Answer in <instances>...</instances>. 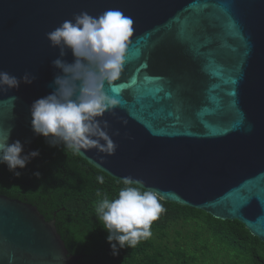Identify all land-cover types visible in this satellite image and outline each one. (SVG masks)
Listing matches in <instances>:
<instances>
[{
  "label": "water",
  "instance_id": "obj_1",
  "mask_svg": "<svg viewBox=\"0 0 264 264\" xmlns=\"http://www.w3.org/2000/svg\"><path fill=\"white\" fill-rule=\"evenodd\" d=\"M109 9L133 21L112 86H138L137 96L105 86L120 101L115 115H104L109 134L119 130L118 147L80 158L113 179H142L164 202L236 221L264 243V0H0V71L35 76L0 91V141L9 134L22 155L34 151L29 108L52 92L58 73V49L45 34L81 11ZM8 252L14 264L79 260L54 220L0 195V264Z\"/></svg>",
  "mask_w": 264,
  "mask_h": 264
},
{
  "label": "clouds",
  "instance_id": "obj_2",
  "mask_svg": "<svg viewBox=\"0 0 264 264\" xmlns=\"http://www.w3.org/2000/svg\"><path fill=\"white\" fill-rule=\"evenodd\" d=\"M132 24V19L117 9L97 16L81 11L45 34L50 46L58 49L57 58L51 61L58 73L52 81V92L33 101L29 112L32 132L44 137L49 146L63 145L64 151L74 155L93 149L106 155L116 152L118 145L112 136L120 133L116 130L109 134L110 125L104 115H115L120 101L109 95L105 86L110 89L124 70ZM69 52L71 63L63 59ZM34 79L27 71L19 78L0 71V91L16 89L20 83L31 84ZM8 138L9 134L0 141V164L19 176L16 169H23L39 151L22 155L21 142L9 144ZM96 181L102 185L105 178L98 175ZM119 183L123 186L115 197L105 195L95 207L113 256L151 237L152 223L165 211L158 192L145 187L142 179L129 175ZM7 261L14 264V253H7Z\"/></svg>",
  "mask_w": 264,
  "mask_h": 264
},
{
  "label": "trees",
  "instance_id": "obj_3",
  "mask_svg": "<svg viewBox=\"0 0 264 264\" xmlns=\"http://www.w3.org/2000/svg\"><path fill=\"white\" fill-rule=\"evenodd\" d=\"M39 155L16 176L0 164V195L34 206L57 233L76 264H264V243L236 221H220L185 206L160 203L165 211L152 223V235L113 256L95 207L105 195L115 197L120 180L100 172L79 155L49 146L39 136ZM39 173V175H35ZM103 175L104 184L96 181ZM219 257V259H218Z\"/></svg>",
  "mask_w": 264,
  "mask_h": 264
},
{
  "label": "snow or ice",
  "instance_id": "obj_4",
  "mask_svg": "<svg viewBox=\"0 0 264 264\" xmlns=\"http://www.w3.org/2000/svg\"><path fill=\"white\" fill-rule=\"evenodd\" d=\"M132 85H135L136 84V80L133 79L132 82H131ZM138 87V86H137ZM137 87H131L127 84H120V85H117V86H112L110 88V90L113 92V93H117L120 91L121 88H125L127 90H129L130 92H132L133 94V98L135 100L136 96H137Z\"/></svg>",
  "mask_w": 264,
  "mask_h": 264
},
{
  "label": "rangeland",
  "instance_id": "obj_5",
  "mask_svg": "<svg viewBox=\"0 0 264 264\" xmlns=\"http://www.w3.org/2000/svg\"><path fill=\"white\" fill-rule=\"evenodd\" d=\"M219 259V257H218ZM229 264H241L240 261L235 260L233 257L228 258Z\"/></svg>",
  "mask_w": 264,
  "mask_h": 264
}]
</instances>
